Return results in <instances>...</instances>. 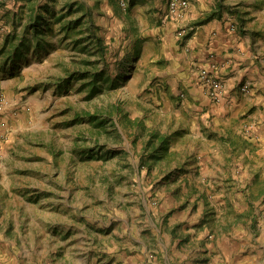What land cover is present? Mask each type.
Masks as SVG:
<instances>
[{"label": "rangeland", "instance_id": "rangeland-1", "mask_svg": "<svg viewBox=\"0 0 264 264\" xmlns=\"http://www.w3.org/2000/svg\"><path fill=\"white\" fill-rule=\"evenodd\" d=\"M37 1L43 4L48 0H0V46L17 20L21 17L25 20L29 7ZM70 1L60 0L57 9ZM73 1L82 7L78 15L90 10L99 32L106 39L105 56L96 53V48L95 54L90 56L96 60L95 66L105 71L101 80H105L104 76L119 78L120 87L112 89L111 81L105 80L107 89L91 97L89 87L83 85L85 79H74L62 87L57 85L70 68L81 65L82 58L90 55L82 50L81 43H76L73 33L65 35L60 31L59 24L55 25V46L41 53L32 50L29 61L23 63L20 71L11 74L8 68L4 70L0 59V116L4 118L0 121V181L7 186L0 185V264H58L66 256L93 253L95 244H98L97 249H104V240L112 250V240L128 248L124 245L128 240L127 217H133L136 224L143 219L148 227L151 226L150 218L145 216L143 197L149 198L159 224L165 215L162 228L169 237L173 240L181 237L183 241L179 245L186 246L187 242L195 248L197 244L191 242L184 231L179 227L171 230L167 222L172 211L184 204L189 194V190L178 185L184 174L179 175V166L188 169L189 160L204 161L205 156L211 154L205 165L207 169L213 168L214 150L206 139L181 136L171 122L165 123L159 117L157 109L164 102L160 92L152 90V84H148L149 72L155 70L152 68L155 64L144 59L147 36L140 30L149 23L156 26L159 22L156 17L149 16L140 28L135 27L132 14L127 17L134 11L131 10L132 0H126V6L120 0ZM224 1L230 6L224 11L243 10V0ZM149 7L145 9L144 4L138 7V17L142 19L146 13L153 12L152 7L148 11ZM165 16L166 20H171ZM158 18L161 21L159 15ZM245 20L249 19L245 17ZM196 23L192 21L181 26L197 27ZM19 28L21 30V24ZM76 35L84 36L85 33ZM180 38L186 44L188 39ZM88 42L83 40L82 46ZM150 47L153 50L154 45ZM154 73L153 80L156 79ZM157 96L159 99L152 101ZM144 100L149 107H144ZM116 101L122 102L132 118H140L148 127L173 135L171 153L167 157L153 166L142 163L144 141L135 140V132H141L138 127L118 121L119 135L111 123L107 127L111 133H99L92 126L86 111L102 112ZM87 148H93L95 153L87 156L84 153ZM228 159H224L225 167L231 165ZM170 191H175L179 200L185 196L183 202L172 201L173 196L168 195ZM241 196L239 203L243 204L245 194ZM248 198L262 212L264 197ZM232 238L237 239L236 236ZM243 238H247L246 244L229 248L228 256L219 247L215 251L222 254L225 262L241 264L239 254H248L249 249L255 247V238L252 243L248 236ZM209 239L212 238L208 235ZM14 240L17 241L15 245ZM151 242H157L154 235ZM253 252L257 254V250Z\"/></svg>", "mask_w": 264, "mask_h": 264}, {"label": "crops", "instance_id": "crops-1", "mask_svg": "<svg viewBox=\"0 0 264 264\" xmlns=\"http://www.w3.org/2000/svg\"><path fill=\"white\" fill-rule=\"evenodd\" d=\"M168 1L132 0L131 10L136 12L144 4L145 9L151 6L153 12H148L152 10L149 7L142 19L134 11L127 17L132 14L134 26L138 28L149 16L159 22L156 26L149 23L140 28L147 36L144 59L155 64L152 67L155 70L149 72L148 84L156 85L151 89L160 92L164 102L157 109L159 117L165 123L171 122L181 136L206 139L214 150L213 168L207 169L205 165L211 154L205 156L204 161L189 160L188 169L179 166V175L184 174L178 185L189 190L187 198L183 196L184 204L175 191L168 194L173 196L172 201L179 200L181 204L168 217L170 229L179 227L197 245L193 248L186 242L187 245L182 246L179 245L183 241L181 237L174 240L169 237L162 228L165 215L159 224L149 198L143 197L145 216L150 218L151 226L143 219L136 224L133 217H127L128 240L124 245L128 248L112 240V250L104 240V249H97L98 244H95L93 253L66 256L58 264H232L225 262L215 249L221 248L228 256L229 248L246 244L245 235L249 243L255 238V247L252 246L248 254H239L241 264H264V209L259 212L261 210L248 198L264 197V0H243V10L238 8L233 13L223 10L200 23L186 44L177 34L179 27L203 20L215 10L218 0H192L183 20L164 18ZM150 45H154L153 50ZM205 69L214 71L224 84L220 101L209 95L200 78ZM245 86H249L248 90H244ZM156 99L158 96L152 101ZM147 104L144 100V107H149ZM2 119L0 116V121ZM225 157L229 158L230 166L225 167ZM0 185L7 188L2 181ZM244 194L243 205L239 199ZM202 227L205 228L200 230ZM153 235L157 241L154 244ZM208 235L212 239L207 240ZM235 236L237 239L232 238ZM12 242L15 245L17 241Z\"/></svg>", "mask_w": 264, "mask_h": 264}, {"label": "trees", "instance_id": "trees-1", "mask_svg": "<svg viewBox=\"0 0 264 264\" xmlns=\"http://www.w3.org/2000/svg\"><path fill=\"white\" fill-rule=\"evenodd\" d=\"M59 3L60 0H48L43 4L39 1L34 2L29 7V13L26 19L24 20L21 17L17 20L18 22L15 28L6 36L4 43L0 46L2 68L4 70L8 68L11 74L16 73L20 71L23 63L29 61L32 50L41 53L43 50L49 51L53 48L55 46L53 40L56 29L55 25L59 24L60 31H63L65 35L73 33L72 37L75 38L76 43H81L82 50L88 51L90 55L82 58L81 65L77 64L73 68H70L71 70H69L67 76L60 79L57 85L62 87L63 85L71 83L74 79H85L83 85L89 87V95L91 97L107 89L104 83L105 80L111 81L110 88H119V78L109 79V77L106 78L104 76L105 80H101L105 71L98 69L95 66L96 60L90 58L91 54L94 53V48H96V53L98 51L104 56L107 50L106 39L99 32V26L93 14L89 9H86L82 14L78 15V10L82 7H79V3L73 0L64 3L61 8L59 7L60 9H57ZM229 7L224 0H218L215 10L196 24L199 25L215 17L217 14H221L224 9L228 10ZM232 11L234 12L236 10L232 9ZM20 24L22 25L21 30H19ZM75 32L85 33V35L77 36ZM191 36L192 33L186 35L185 38ZM83 40H88V44L82 46ZM86 115L89 116L92 121V126L97 128L99 133H103L104 131L105 133H111L107 128L109 123H111L115 126L114 129L116 132L121 135L120 128L117 125L118 121L124 125L129 124L135 128L138 127L141 132H135V140L142 139L144 141L141 153V160L144 165L149 164L153 166V164L163 160L171 153V139L173 135L148 127L140 118H132L124 110L121 101L110 104L102 112L99 110L95 112L86 111ZM84 153L87 156H91L95 151L93 148H87L84 150Z\"/></svg>", "mask_w": 264, "mask_h": 264}, {"label": "built area", "instance_id": "built-area-1", "mask_svg": "<svg viewBox=\"0 0 264 264\" xmlns=\"http://www.w3.org/2000/svg\"><path fill=\"white\" fill-rule=\"evenodd\" d=\"M123 6H126V0H120ZM191 7L190 0H169L168 1V10L166 14V18H171L175 20H183L188 10ZM196 27L192 25H184L179 28L178 34L180 37H185L191 32H195ZM200 78L202 82L208 88L209 95L216 101H220L222 99V91L224 88V84L222 80H220L212 70H202L200 73ZM249 86H245L244 90H248Z\"/></svg>", "mask_w": 264, "mask_h": 264}]
</instances>
